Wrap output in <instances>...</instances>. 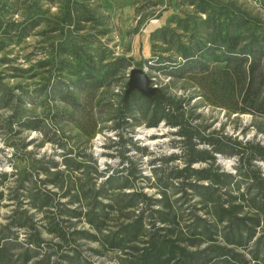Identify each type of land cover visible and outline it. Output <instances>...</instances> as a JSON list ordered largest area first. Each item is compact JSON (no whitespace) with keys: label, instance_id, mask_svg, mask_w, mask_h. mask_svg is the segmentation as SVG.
<instances>
[{"label":"trees","instance_id":"16d2710c","mask_svg":"<svg viewBox=\"0 0 264 264\" xmlns=\"http://www.w3.org/2000/svg\"><path fill=\"white\" fill-rule=\"evenodd\" d=\"M187 1L208 14L207 42L191 34L188 46L182 48L181 62L159 56L157 63H169L179 77L194 71L209 73L212 64H224L222 87L230 98L241 100L239 111L264 117V20L235 0ZM39 9L28 6V17L22 22L0 16L4 39L19 42L29 35L40 24ZM67 17V24L73 25L72 14ZM167 32V28L161 31L165 43ZM73 54L79 64L69 74L82 90L106 85L125 61L118 58L105 63L104 73L96 76L95 68L83 63L81 52L75 48ZM4 79L0 72V106L6 108L18 100L15 91L22 88L8 87ZM134 98L145 101L142 112L151 113L150 126L164 120L178 128L182 148L174 157H180L184 165L171 170L154 167L151 182L126 157L121 169L99 183L83 174L73 177L84 171L85 163L66 152L62 165L69 176L59 162L51 160L40 168L45 179L33 180L32 172L22 179L17 189L25 194H13L12 187L7 193L3 188L9 175L0 173V218L3 206L14 207L6 222L0 223V264H99L84 255L82 241L120 253L106 264H264V172L259 166L264 162V145L217 131L201 132L187 122L182 106L157 93L153 98L138 91L127 99L124 96L117 116L120 121L129 117ZM41 123L28 118L21 125L37 130ZM218 157H235L233 170L225 169ZM198 163L205 166L196 168ZM93 169L99 176L104 173ZM138 180H150L147 185L156 192H146ZM48 184L60 192L47 189ZM4 200L11 204H3ZM32 210L43 211L45 222H39ZM79 223L88 228H77ZM43 229L58 240L46 239Z\"/></svg>","mask_w":264,"mask_h":264},{"label":"rangeland","instance_id":"374dc122","mask_svg":"<svg viewBox=\"0 0 264 264\" xmlns=\"http://www.w3.org/2000/svg\"><path fill=\"white\" fill-rule=\"evenodd\" d=\"M238 5L264 20V0H235ZM40 8L36 19L40 22L19 42L5 40L0 30V72L6 76L8 87L20 86L15 91L18 100L4 108L0 106V173L9 175L4 190L18 191L22 179L32 172L33 180L45 179L41 167L49 161L62 165V155L85 163L84 171L74 176L101 182L115 169L123 167V158L137 164L143 176L154 182L153 168L164 166L171 170L182 167L181 138L178 128L164 120L150 126L152 115H144L145 101L134 98L125 122L117 116L122 109L129 74L133 68L145 69L157 88V95L173 99L185 112V119L201 132L217 131L253 140L264 145V117L249 112L241 113V100L229 97L222 87L224 64L214 63L211 71H194L179 77L169 63H157L159 56L182 61L183 46H188L191 34L196 40L207 42L208 14L201 13L197 3L187 0H0V16L6 21L22 22L28 15L27 7ZM74 17L73 25L67 16ZM168 29L167 43L162 41L163 29ZM63 48H66L63 53ZM81 52L83 63L95 68L96 76L104 73L105 63L123 58L117 75L100 88L80 89L72 82L76 77L70 68L79 64L73 55ZM71 66V67H70ZM178 74V73H177ZM66 97V98H65ZM31 119L42 120L37 130L22 127ZM117 125L121 128L117 129ZM153 129L151 134L145 133ZM199 147H204L199 144ZM137 148H140L137 149ZM218 162L233 170L235 157H224ZM205 164H195L196 168ZM264 172V162H259ZM94 167L104 172L94 173ZM109 169V172H106ZM68 175V176H67ZM101 177V178H100ZM149 180V181H150ZM139 181V182H138ZM138 186L150 194L156 189L138 180ZM26 186H30L27 182ZM49 190L60 192L48 184ZM62 202L66 199H61ZM3 204H11L4 200ZM13 205L1 208L0 223L10 214ZM39 222H45L44 212L32 210ZM77 228H88L79 223ZM46 239H58L44 229ZM23 238V234L21 236ZM84 255L99 264L115 260L119 252L105 251L100 244L82 241ZM97 250L98 253L91 251Z\"/></svg>","mask_w":264,"mask_h":264},{"label":"water","instance_id":"95a60500","mask_svg":"<svg viewBox=\"0 0 264 264\" xmlns=\"http://www.w3.org/2000/svg\"><path fill=\"white\" fill-rule=\"evenodd\" d=\"M152 81L145 69L133 68L129 74V82L125 90V99L134 91L140 92L147 98H153L157 93V88L151 86ZM220 159L224 161L222 157Z\"/></svg>","mask_w":264,"mask_h":264},{"label":"bare ground","instance_id":"6f19581e","mask_svg":"<svg viewBox=\"0 0 264 264\" xmlns=\"http://www.w3.org/2000/svg\"><path fill=\"white\" fill-rule=\"evenodd\" d=\"M152 132H154L153 129H150V130L146 131L145 133L151 134Z\"/></svg>","mask_w":264,"mask_h":264}]
</instances>
